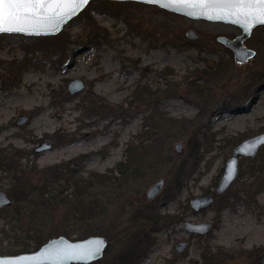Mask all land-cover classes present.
I'll list each match as a JSON object with an SVG mask.
<instances>
[{
	"label": "rangeland",
	"instance_id": "rangeland-1",
	"mask_svg": "<svg viewBox=\"0 0 264 264\" xmlns=\"http://www.w3.org/2000/svg\"><path fill=\"white\" fill-rule=\"evenodd\" d=\"M113 2L102 5L91 0L57 34L65 33L69 40L62 50L52 48L50 40L39 42L49 36L0 34V148L18 147L28 154L50 140L53 149L35 157L39 167L90 154L83 173L108 172L125 160L129 141L159 101L160 111L185 125L183 131L174 125L173 135L165 140L163 150L170 161L159 167L155 177L146 176L126 190L103 189L118 223L123 224L131 210L144 202L154 203L162 214H182V223L153 233L156 242L141 264H204L206 250L215 259L222 258V264H264V144L255 156H238L237 178L225 193L216 194L212 206L195 212L189 203L195 196L216 193L233 150L264 133V26L256 27L246 40L255 50L254 57L239 64L233 51L224 50L218 40L235 38L241 32L237 26L194 20L140 2ZM85 11L109 31L107 39L89 41ZM190 28L200 34L199 39L186 36ZM214 35L222 47L215 45ZM187 41L200 42V49ZM74 79H82L86 88L71 95L68 84ZM137 84L162 97L139 98ZM171 88L175 93L166 96ZM87 92L108 102L104 115L91 113L90 105L99 100L87 102ZM235 113H247V118L236 122ZM20 115L29 118L22 125L16 123ZM219 117H226L227 123L216 126ZM58 139L68 141L57 146ZM180 142L183 148L178 152L175 146ZM189 148L198 161L187 170L174 192L176 198L166 201L163 192L174 168L182 161L192 164L187 159ZM33 158L30 155L24 162L30 165ZM161 178L163 191L149 201L148 189ZM10 186L11 179L0 173V189L8 192ZM5 216L0 214V229ZM186 220L211 222L212 228L204 236L191 235L183 229ZM182 241L188 246L177 252ZM108 247L104 261L109 258Z\"/></svg>",
	"mask_w": 264,
	"mask_h": 264
},
{
	"label": "trees",
	"instance_id": "trees-1",
	"mask_svg": "<svg viewBox=\"0 0 264 264\" xmlns=\"http://www.w3.org/2000/svg\"><path fill=\"white\" fill-rule=\"evenodd\" d=\"M96 1L102 5L115 3L110 0ZM83 14L89 41L99 43L101 39H107L109 31L100 26L87 11ZM45 39L50 40L52 48L58 50L64 49L69 42L65 33L45 37L39 42ZM214 40L218 48L223 46L215 35ZM187 42L195 43L193 45L199 49L201 47L200 42ZM224 50L230 51L227 47ZM222 63L218 65L219 69L222 68ZM146 89L148 86L137 84L135 93L139 98L147 94L162 97L157 91L150 92ZM174 89L171 88L166 96L173 95ZM91 94H84L87 102L92 103L94 98L99 100L96 96H90ZM98 102L97 105L91 104L89 109L93 115H104V110L108 107L105 102H108L105 99ZM159 107L158 101L155 109L146 116L142 130L129 141L125 160L108 172L90 171L85 175L84 163L90 154H81L39 167L35 161L38 155L36 153L27 154L23 149L13 146L0 148V173L11 179L8 193L13 198V204L0 211V214L6 213V223L0 229V255L36 251L51 236L64 235L73 240H81L101 235L108 239V261L100 259L90 264H141L156 242L153 233L159 232L166 225L182 223V214H162L154 203L144 202L131 210L123 224L118 223L112 210V201L106 198L103 189L126 190L146 176L155 177L159 167L170 161L163 150L165 140L173 135L174 125L179 124L181 131L185 129V125L182 120L168 117ZM66 141L68 140L58 139L56 145ZM30 155L34 158L29 165L24 160ZM187 159L191 160V165L182 161L174 168L173 179L163 192L164 200L176 198L174 192L179 190V185L188 174L187 170L196 165L198 157L192 148H189ZM212 194L216 195L215 192ZM219 200L226 203L224 198ZM186 208L188 209V205ZM202 257L204 264L223 262L222 258L215 259L216 256L210 250L203 252Z\"/></svg>",
	"mask_w": 264,
	"mask_h": 264
},
{
	"label": "water",
	"instance_id": "water-1",
	"mask_svg": "<svg viewBox=\"0 0 264 264\" xmlns=\"http://www.w3.org/2000/svg\"><path fill=\"white\" fill-rule=\"evenodd\" d=\"M91 0H88L87 4H84L82 7L76 9L74 13L64 15L56 23L55 28H44L37 29L35 31L29 30L26 32H0L9 33V34H23L27 36H55L59 34L64 26L73 18L78 16L83 12ZM111 1H134L140 2L143 4H150L158 6L161 9L167 10L172 13L186 16L194 20H207L211 22H223L226 24H232L241 29L239 35L235 38H228L227 36H219L218 40L234 53V59L239 64H246L255 55V50L249 48L246 45V40L252 35L254 29L258 26H264V24L255 25L251 32H248L244 29L243 26L237 23L230 22L228 19H209L207 15H203L202 12L205 10L199 8H188L183 5H168L164 6L163 2H152V0H111ZM209 14L215 16V12L209 10ZM186 36L189 39L197 40L200 38V34L195 31V29L190 28L186 31ZM86 88V83L82 79H74L68 84L69 94L74 95L78 92L83 91ZM27 115H20L16 121L18 125H22L28 121ZM264 144V133L256 137L250 138L246 141L240 143L236 147L231 156L225 161V167L223 174L218 182L216 187V194L222 195L225 193L232 183L235 181L238 175V156L243 154L246 156H255L258 148ZM251 146V147H250ZM54 147L53 143L50 140H45L37 147L34 148V153L39 154L52 150ZM183 148V143L180 142L176 144L175 149L178 152H181ZM165 180L163 178L157 180L152 184L148 189L146 196L149 201L154 200L164 189ZM215 195L202 194L195 196L190 200V207L195 212H200L201 210L212 206L215 203ZM13 204V198L11 195L0 189V211L6 207H9ZM212 228L211 222H200L195 223L186 220L183 224L184 231H187L191 235L204 236ZM99 241H103L102 250L99 253H92ZM108 239L105 236L94 235L81 240H73L64 235L51 236L49 240L44 243L38 250L27 253H20L16 255H0V264H90L94 261L101 259L104 256L105 248L107 247ZM188 246L187 241H182L177 243L176 251L183 252Z\"/></svg>",
	"mask_w": 264,
	"mask_h": 264
},
{
	"label": "snow or ice",
	"instance_id": "snow-or-ice-1",
	"mask_svg": "<svg viewBox=\"0 0 264 264\" xmlns=\"http://www.w3.org/2000/svg\"><path fill=\"white\" fill-rule=\"evenodd\" d=\"M88 0H0V32H26L55 28L64 15L74 13ZM164 6L183 5L205 10L209 19H228L240 24L248 32L257 24H264V0H152ZM215 12L213 16L209 14ZM251 147V146H250ZM99 241L90 255L102 250Z\"/></svg>",
	"mask_w": 264,
	"mask_h": 264
},
{
	"label": "bare ground",
	"instance_id": "bare-ground-1",
	"mask_svg": "<svg viewBox=\"0 0 264 264\" xmlns=\"http://www.w3.org/2000/svg\"><path fill=\"white\" fill-rule=\"evenodd\" d=\"M254 103H256L257 101H253ZM248 108H250V106L248 107ZM232 111H236L235 110V108H233V110ZM248 111H250V110H248ZM248 111H246V112H248ZM221 114V113H220ZM218 115V113H213V116H217ZM225 118L226 117H219L217 120H216V126H218V125H220V124H226L227 122H225V121H227V120H225ZM247 118V113H235L234 114V116H233V120H235L236 122H238V121H240V120H244V119H246ZM246 231H248V230H246Z\"/></svg>",
	"mask_w": 264,
	"mask_h": 264
},
{
	"label": "flooded vegetation",
	"instance_id": "flooded-vegetation-1",
	"mask_svg": "<svg viewBox=\"0 0 264 264\" xmlns=\"http://www.w3.org/2000/svg\"><path fill=\"white\" fill-rule=\"evenodd\" d=\"M214 195V194H213ZM215 197H217V195H215Z\"/></svg>",
	"mask_w": 264,
	"mask_h": 264
}]
</instances>
